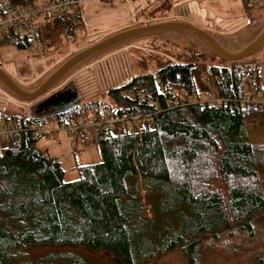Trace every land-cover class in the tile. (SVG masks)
Here are the masks:
<instances>
[{
    "label": "trees",
    "instance_id": "obj_1",
    "mask_svg": "<svg viewBox=\"0 0 264 264\" xmlns=\"http://www.w3.org/2000/svg\"><path fill=\"white\" fill-rule=\"evenodd\" d=\"M7 1L22 9L34 0ZM80 26L76 5L45 18L32 39L0 31V47L23 50L42 36L68 41ZM194 56L217 61L203 72L217 79L208 93L224 103L200 104L209 95L198 94L196 64L171 62L107 90L106 104L4 117L22 129L0 148V264H13L31 247L102 252L118 264H152L176 250L187 264H264V143L248 142L245 132L264 109L238 103L244 90L263 91L264 66ZM154 106L152 124L139 134L98 133L100 161L76 167L72 181L32 132L46 125L45 116H65L59 125L106 108L145 113ZM57 254L70 262L82 258Z\"/></svg>",
    "mask_w": 264,
    "mask_h": 264
},
{
    "label": "rangeland",
    "instance_id": "obj_2",
    "mask_svg": "<svg viewBox=\"0 0 264 264\" xmlns=\"http://www.w3.org/2000/svg\"><path fill=\"white\" fill-rule=\"evenodd\" d=\"M48 0H34L31 5L43 7ZM91 3H84L89 2ZM151 1L155 0H149ZM166 4L163 10L155 9L161 13L162 19H181L208 33L215 34L229 48H237L247 42L264 24V11L247 10L239 0H161ZM108 6L96 0H87L78 4L81 17V26L75 30L71 40L65 41L63 35L55 38L42 36L38 48L37 43H32L28 48L18 50L12 46L0 47V68L25 88L34 87L47 76L53 69L61 64L71 54L93 44L104 36L118 31L117 22L112 21V9L128 7V0H107ZM114 3V4H112ZM112 4L113 6H110ZM170 6V9L168 7ZM168 9V10H167ZM122 14V12H121ZM147 16L149 13H146ZM114 19V17H113ZM144 17L139 16L138 23H145ZM122 21V22H121ZM119 23H130L126 17H121ZM132 23V22H131ZM249 25L247 28L243 29ZM2 34V32H0ZM178 42H190L186 36L169 35L153 37L129 43L114 52L89 62L77 69L55 88L48 91L43 97L61 92L67 87L75 92V103L83 104L94 100L109 103L105 92L126 84L131 78L153 73L171 62L194 63L197 66L194 82L198 94L204 93L199 82V75L208 64H217L205 56H194L201 53L198 47L193 46V54L180 48ZM239 64H259L264 66V47L254 56L248 57ZM207 88V87H206ZM41 97V98H43ZM41 98L29 103L13 100L0 90V120L9 116L14 107L21 115L34 113L32 105ZM46 113V112H44ZM1 115H4L1 118ZM47 115V114H43ZM49 115V114H48ZM47 126H55L57 120H66L65 116L43 117ZM74 119V118H72ZM246 140L250 143H264V116L254 123L245 126ZM58 142L46 137L40 138L36 146L46 149L50 155H56L64 170V180L72 181L77 177L75 168L82 165L95 164L100 161L95 134H91L89 141L74 138V149L71 150L65 133H57ZM4 141L0 139V147ZM71 252L82 258L70 262L58 258L57 253ZM53 258L55 260H51ZM36 260L34 264H118L110 256L102 252H90L69 247H31L19 252L18 259L13 264L22 260ZM152 264H187L184 255L176 250L160 258Z\"/></svg>",
    "mask_w": 264,
    "mask_h": 264
},
{
    "label": "built area",
    "instance_id": "obj_3",
    "mask_svg": "<svg viewBox=\"0 0 264 264\" xmlns=\"http://www.w3.org/2000/svg\"><path fill=\"white\" fill-rule=\"evenodd\" d=\"M241 5L247 10L264 11V0H239ZM80 0H53L43 7L28 6L22 9H13L7 0H0V31L10 28L13 34L18 38L32 39L36 29L41 25L45 18L52 17L64 12H69L74 6L78 5ZM42 49V46H39ZM199 82L205 87L204 93L209 96L201 98L200 104L219 105L224 100L219 99L208 93V85L218 82L201 71ZM245 78H241L244 84ZM207 87V88H206ZM195 100L188 101L189 103ZM238 103L242 108L249 106L261 111L264 109V89L262 92H256L254 89L245 91ZM158 111L153 107V111L145 113L117 111L114 108H106L96 114L78 117L71 122L62 123L55 126L41 125L33 127L32 132L35 137H46L51 141L58 140L57 133H65L68 138V144L71 150L74 149V138L77 137L82 141H89L91 134L107 132L115 134H139L143 128L149 127L153 122V117ZM21 123L17 120L12 123H5L0 126V139L5 141L14 133L21 130ZM142 193V192H141Z\"/></svg>",
    "mask_w": 264,
    "mask_h": 264
},
{
    "label": "water",
    "instance_id": "obj_4",
    "mask_svg": "<svg viewBox=\"0 0 264 264\" xmlns=\"http://www.w3.org/2000/svg\"><path fill=\"white\" fill-rule=\"evenodd\" d=\"M164 35L186 36L190 42H178L177 44L180 48L190 51L193 46L198 47L201 53L214 57L224 63L240 62L248 57L256 55L264 47V24L252 38L240 47L229 48L215 34L205 32L188 22L180 20L161 21L122 29L99 39L93 44L71 54L31 88H25L19 85L0 68V90L18 102H32L55 88L70 74L87 65L89 62L110 54L129 43ZM59 96L60 92H55L38 102L36 106L39 107L40 112L44 113L46 110L54 108L61 103L68 104V107L64 110H49L45 113L51 114L70 110L77 105V103L70 99H57ZM74 97L77 99L75 92Z\"/></svg>",
    "mask_w": 264,
    "mask_h": 264
},
{
    "label": "crops",
    "instance_id": "obj_5",
    "mask_svg": "<svg viewBox=\"0 0 264 264\" xmlns=\"http://www.w3.org/2000/svg\"><path fill=\"white\" fill-rule=\"evenodd\" d=\"M83 1H87V0H80L79 4L81 2H83ZM96 1L102 2V4L104 3L105 6H108V4L106 2L107 0H96ZM121 1H123V0H121ZM128 1L130 2V6H128L127 8L126 7H122L121 8V7L117 6V8H114V9L111 10V12H113V14L111 16L112 17V21L117 22L116 26L120 28V29H118V31H120L122 29L130 28V27L142 26V25H145V24H151V23L161 22V21H172V20L185 21V20L176 19V18L175 19H162L161 18V13H158V12L154 11L155 9H159V10L162 9L163 10L164 7H165V9L167 8L165 6L166 4L165 5L162 4L163 2L161 0L151 1L153 3H150L149 0H128ZM91 2L92 1L84 2V3H91ZM112 4H114V3H112ZM112 4H110V6H113ZM77 7H78V5H77ZM168 9H170V6L168 7ZM121 12H122V14H121ZM146 13H149V15L147 16ZM139 16L140 17H142V16L144 17L143 20H144L145 23H143V22L138 23ZM113 17H114V19H113ZM121 17H126V19L130 23H119ZM185 22H188V21H185ZM248 26L249 25H247L243 29L247 28ZM118 31H114L113 33L118 32ZM110 34H112V33H110ZM106 36H108V35H106ZM164 36H166V35H164ZM157 37H163V36H157ZM195 86H196V84H195ZM201 87H202V90L205 89L204 86L201 85ZM8 108L11 109V110H9L11 115H13V114L21 115V114L18 113V111L14 110V107L9 106ZM11 115H9V116H11ZM3 116L4 115H1V118H3ZM9 116L6 115V117H9ZM5 123H7V122L4 120V118L0 120V126L2 124H5ZM58 141L59 140H57V142ZM43 150H46V149H43ZM53 156L58 159V157L56 155H53Z\"/></svg>",
    "mask_w": 264,
    "mask_h": 264
},
{
    "label": "flooded vegetation",
    "instance_id": "obj_6",
    "mask_svg": "<svg viewBox=\"0 0 264 264\" xmlns=\"http://www.w3.org/2000/svg\"><path fill=\"white\" fill-rule=\"evenodd\" d=\"M191 52H193L192 50H191ZM50 95V94H49ZM49 95H47V96H49ZM46 96V97H47ZM43 97V96H42ZM46 97H43V98H41L40 100H38L35 104H33L32 106L34 107V108H32V110L34 109V113H38L39 111H40V109H39V107L38 106H36V104L38 103V102H40V101H42L43 99H45ZM63 99V100H67V99H70V100H73L74 102H75V97H74V92L72 91H70L67 87H65V88H63V90H61V92H60V96L59 97H57V99ZM39 99V98H38ZM37 100V99H36ZM53 104H54V102H53ZM68 107V104H63V103H61V104H59L58 106H56V107H54V108H51V109H49V110H53V111H59V110H64V109H66ZM49 110H46V112H48Z\"/></svg>",
    "mask_w": 264,
    "mask_h": 264
}]
</instances>
